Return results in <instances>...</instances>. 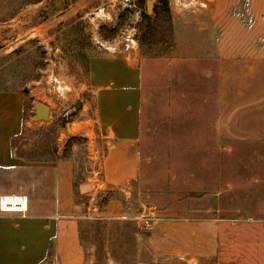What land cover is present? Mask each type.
Here are the masks:
<instances>
[{
  "label": "rangeland",
  "instance_id": "rangeland-1",
  "mask_svg": "<svg viewBox=\"0 0 264 264\" xmlns=\"http://www.w3.org/2000/svg\"><path fill=\"white\" fill-rule=\"evenodd\" d=\"M167 1L0 0V89L26 97L14 152L72 162L79 264H264V0ZM128 36L142 136L114 184L83 83L89 57Z\"/></svg>",
  "mask_w": 264,
  "mask_h": 264
},
{
  "label": "crops",
  "instance_id": "crops-1",
  "mask_svg": "<svg viewBox=\"0 0 264 264\" xmlns=\"http://www.w3.org/2000/svg\"><path fill=\"white\" fill-rule=\"evenodd\" d=\"M144 62L133 53L99 52L88 59L83 87L94 94L93 123L108 151L101 174L118 184L138 167L142 136ZM26 97L21 90L0 89V199L26 197V209L0 203V264H79L84 260L75 202V173L66 160L27 162L13 141L25 126Z\"/></svg>",
  "mask_w": 264,
  "mask_h": 264
},
{
  "label": "built area",
  "instance_id": "built-area-1",
  "mask_svg": "<svg viewBox=\"0 0 264 264\" xmlns=\"http://www.w3.org/2000/svg\"><path fill=\"white\" fill-rule=\"evenodd\" d=\"M137 48H138L137 40L134 37H132V36H128L125 39V42H124L123 46L113 45L112 47H109L108 50L112 51L113 53H129V54H131L134 51L136 52ZM66 87L64 89H62L63 87L61 88L62 92H64L66 90ZM59 89H60V87H57V90H59ZM67 89H69V87ZM4 197L5 196L1 197L0 203H2ZM19 198H25L26 199V197H24V196H20ZM13 209H18L20 211H24L26 209V207L22 208V207L19 206V207H14Z\"/></svg>",
  "mask_w": 264,
  "mask_h": 264
},
{
  "label": "water",
  "instance_id": "water-1",
  "mask_svg": "<svg viewBox=\"0 0 264 264\" xmlns=\"http://www.w3.org/2000/svg\"><path fill=\"white\" fill-rule=\"evenodd\" d=\"M50 106L43 102L35 103V121H49L50 120ZM67 130L71 131L70 124H66Z\"/></svg>",
  "mask_w": 264,
  "mask_h": 264
},
{
  "label": "bare ground",
  "instance_id": "bare-ground-1",
  "mask_svg": "<svg viewBox=\"0 0 264 264\" xmlns=\"http://www.w3.org/2000/svg\"><path fill=\"white\" fill-rule=\"evenodd\" d=\"M58 87H60V89L62 88L61 86ZM4 196L5 197L3 198V201L1 203L4 209H13L14 207H19V206L22 208L26 207L27 200L25 198H19L20 197L19 195H4Z\"/></svg>",
  "mask_w": 264,
  "mask_h": 264
},
{
  "label": "trees",
  "instance_id": "trees-1",
  "mask_svg": "<svg viewBox=\"0 0 264 264\" xmlns=\"http://www.w3.org/2000/svg\"><path fill=\"white\" fill-rule=\"evenodd\" d=\"M159 1H161V0H159ZM164 1H165V3L167 4L168 1H167V0H164Z\"/></svg>",
  "mask_w": 264,
  "mask_h": 264
}]
</instances>
